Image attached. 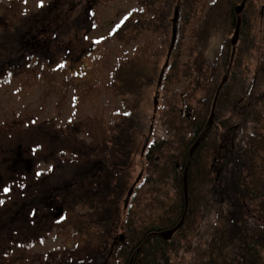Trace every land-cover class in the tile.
<instances>
[{
    "label": "trees",
    "instance_id": "1",
    "mask_svg": "<svg viewBox=\"0 0 264 264\" xmlns=\"http://www.w3.org/2000/svg\"><path fill=\"white\" fill-rule=\"evenodd\" d=\"M231 1L224 8V16L233 32L238 17L235 7L242 0ZM204 3V0H137L140 9L137 20L127 28L124 27L126 21L121 23L112 35L128 44L144 30L164 33L170 13L173 17L177 6V36L178 31L189 25L193 28L200 16H204ZM209 6L207 22L196 26L198 40H201V27L210 25L209 18L214 24L211 11L216 8L214 4ZM248 6L249 0H246L239 14V36L229 76L218 94L212 126L189 159L187 208L182 224L172 237L164 240L158 232L175 227L183 217L185 164L190 147L207 122L222 76L218 82L217 79L212 81L207 98L197 112L193 113L191 109L183 114L175 111V105H167L171 123L178 125L166 133L167 138L163 139L166 144L148 146L145 156L147 178L140 187L134 186L126 203L131 186L129 169L136 149L135 132L130 126L134 123L131 111L113 124L109 132L90 134L89 142L70 148L69 156L61 157L59 163L53 159L50 172L31 184L35 190L19 193L18 199H23L25 204L21 216L23 225L16 226L15 243L12 242L15 239L11 240V229L3 233L0 264H20L28 260L27 248L45 239L56 228L65 233L62 246L47 255L32 258L29 263L170 264L173 240L195 220L196 212L202 220L213 213L218 215L217 224L207 237L206 260L201 264H264V38L256 44V39L250 37ZM40 32L46 31L41 29ZM35 39L38 41L34 45H38L44 37ZM245 41L253 53H262L256 57L254 65L245 62L247 53L241 49ZM227 43L225 41L227 52L223 74L230 64L232 49L230 39ZM175 44L176 40L167 56L173 64L167 62L164 66L170 83H177L178 76H186L190 71L186 67L185 70L177 68ZM206 51L197 57V65L206 63L208 53L214 56ZM135 62L134 58L125 62L123 77L118 79L122 93L118 91L127 97L124 103L130 110L137 102L136 85L141 89L145 76L150 75L132 69ZM213 62L207 64L212 75L215 72ZM197 65L199 81L205 78V72L201 73ZM132 102L133 107L130 106ZM156 152L162 156L160 163L153 158ZM208 157H212L210 163ZM148 186H152L153 191L137 212L134 207L138 192ZM7 199L10 212L5 220L17 213L10 205L15 203L18 207L10 191L8 195L6 190L0 193V209L6 206ZM59 206L63 208V214L55 218ZM254 210L259 216L255 219L256 225L250 229L247 215L253 216L251 211ZM119 233L123 239L119 238Z\"/></svg>",
    "mask_w": 264,
    "mask_h": 264
},
{
    "label": "rangeland",
    "instance_id": "2",
    "mask_svg": "<svg viewBox=\"0 0 264 264\" xmlns=\"http://www.w3.org/2000/svg\"><path fill=\"white\" fill-rule=\"evenodd\" d=\"M136 2L0 0V193L7 190L9 195L10 191L18 203L17 208L15 203L10 205L17 213L9 220L4 219L10 212L8 199L6 206L0 209V226L3 225L0 241L3 233L11 229L14 231L10 232L11 240L15 239L12 241L15 243L16 226L23 225L21 216L25 204L23 199H18L19 193L35 190L31 184L50 172L53 159L59 163L61 157H68L70 148L90 141V134L109 132L129 111L134 121L130 126L135 132L136 147L129 169L130 185L141 174L137 182L140 187L147 178L148 146L166 144L163 143L166 133L178 125L171 123L167 105H175V111L183 114L191 109L197 112L207 98L212 81L217 79L218 82L223 76L225 41L227 43L234 32L224 16V8L231 0H204V16H200L193 28L189 25L175 35L176 66L180 70L190 68L186 76L177 77V83H170L166 79L167 69L164 70L167 62L173 64L172 59L167 58L171 13L164 33L144 30L128 44L112 35L121 23L126 21L124 27L127 28L137 20L140 9ZM209 4L216 8L211 11L214 24L209 18L210 25L201 27V40H198L196 26L207 22ZM247 13L250 37L260 44L264 38V0H249ZM41 29L46 32L41 34ZM40 37H44L43 42L34 45L38 41L35 38ZM246 45L247 41L241 44L242 51L247 53L245 62L254 65L256 57L262 53H253ZM206 50L214 56L208 53L206 63L197 65V57ZM133 58L136 62L132 69L150 75L145 76L141 89L136 85L137 102L134 107L133 102L130 104L133 107L130 110L124 103L127 97L120 95L122 84L118 79L123 77V64ZM210 62L215 69L213 75L207 67ZM196 65L201 73L205 72V78L199 81ZM147 138L149 142L143 150ZM155 157L157 162H162L160 153H154ZM208 161L210 163L212 157H208ZM152 191V186L140 189L134 207L137 212ZM251 212L253 216L247 215L250 229L259 216L255 210ZM194 215L195 220L173 240L170 264H201L206 260L207 237L217 224L218 215L213 213L204 220L198 212ZM64 236V232L54 229L45 239L27 248L28 260L20 264H38L29 261L61 247Z\"/></svg>",
    "mask_w": 264,
    "mask_h": 264
},
{
    "label": "water",
    "instance_id": "3",
    "mask_svg": "<svg viewBox=\"0 0 264 264\" xmlns=\"http://www.w3.org/2000/svg\"><path fill=\"white\" fill-rule=\"evenodd\" d=\"M245 2H246V0H242L241 3L235 7V13L237 14L238 17H237V21H236V26H235L234 32L232 34V37L230 38V44L232 46L231 55H230V64L227 67L225 73L223 74V76H222V78H221V80H220V82H219V84H218V86H217V88L215 90V94H214V98H213V102H212V106H211V110H210L207 122L204 125V127L201 130V132L198 135V137L195 139L194 144L190 147V150H189V158L187 159V162H186L185 168H184V173H183V192H184V202H185V208H184L183 217H182L180 222L175 227L169 228V229H166V230H162V231L158 232V235L161 238H163L164 240H169L172 237L173 233L182 224V221H183V218H184V215H185V211H186V208H187V203H188V192H187L186 176H187V168H188V164H189V159H190V156L192 155V153L194 152V150L196 149V147L198 146V144L200 143V141L204 138V136L206 135V133L209 131V129L212 126V123H213V120H214L215 105H216V101H217V98H218V94H219V92L221 90V87L227 81L228 76H229L231 62H232L233 55H234V52H235V44H236V42L238 40V36H239V27H240L239 14H240V12L242 11V9H243V7L245 5ZM176 21H177V8L175 9L174 16H173V19H172V32H171V39H170V46H169V52L168 53H170L171 48H172V46L174 44V41H175ZM148 140L149 139L147 138L144 141V145H143V148H142L143 150L146 148V145L148 144ZM140 177H141V174L136 178L134 183L129 188V190L127 192V195H126L125 203L128 201L129 196L131 195V193L133 191V188L136 185V183L138 182V180L140 179ZM62 213H63V208L61 206H59L56 209L54 217L55 218L60 217L62 215ZM119 238L123 239V235H120Z\"/></svg>",
    "mask_w": 264,
    "mask_h": 264
},
{
    "label": "flooded vegetation",
    "instance_id": "4",
    "mask_svg": "<svg viewBox=\"0 0 264 264\" xmlns=\"http://www.w3.org/2000/svg\"><path fill=\"white\" fill-rule=\"evenodd\" d=\"M177 7V6H176ZM175 10V9H174ZM177 10H178V7H177ZM145 150H146V148H145Z\"/></svg>",
    "mask_w": 264,
    "mask_h": 264
}]
</instances>
